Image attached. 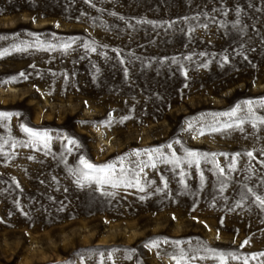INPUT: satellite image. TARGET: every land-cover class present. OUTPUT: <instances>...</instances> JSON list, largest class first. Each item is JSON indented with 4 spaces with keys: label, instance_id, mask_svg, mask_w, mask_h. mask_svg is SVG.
<instances>
[{
    "label": "rangeland",
    "instance_id": "rangeland-1",
    "mask_svg": "<svg viewBox=\"0 0 264 264\" xmlns=\"http://www.w3.org/2000/svg\"><path fill=\"white\" fill-rule=\"evenodd\" d=\"M0 35V264H264V0H0Z\"/></svg>",
    "mask_w": 264,
    "mask_h": 264
},
{
    "label": "snow or ice",
    "instance_id": "snow-or-ice-1",
    "mask_svg": "<svg viewBox=\"0 0 264 264\" xmlns=\"http://www.w3.org/2000/svg\"><path fill=\"white\" fill-rule=\"evenodd\" d=\"M85 2L86 3H91L92 0H85ZM194 19H198V17H194ZM138 22H140V23H152L151 21H138ZM200 27L207 28V24L200 25ZM193 31H194V29H193ZM4 38H5L4 36L0 35V39H4ZM93 44H94V42H93ZM68 47H70V44H65L64 45L65 49H67ZM14 50L21 51V50H24V49L16 48ZM91 50L93 52H95L96 48L92 47ZM200 55H205V54L204 53H200ZM185 59H191V57H185ZM176 62H177L176 60H173V63H176ZM225 62H227V58H225ZM122 63H123V61H122ZM20 75L23 76L24 73H20ZM254 103H256V102H254L252 100L245 101V104H247L249 106V108H248L249 113L252 112V106H253ZM262 103H264V102H262ZM240 110H241L240 106L238 105L236 108H233L231 112L220 113L219 115H224V116H229V117H236L237 112L240 111ZM8 115H10V114H8V113H0V117H4V116H8ZM257 119L259 120V122L261 124H264V119H260V118H257ZM241 123H243V120H241ZM227 126L228 127H232V125H227ZM252 126L255 128L256 124L253 123ZM24 131L26 133H29L31 136H34V137H37L40 140H43L44 141V147L47 148V139L48 138H47L46 134H43V133H40V132H35L32 129H30V128H24ZM200 134L203 135V132L201 131ZM69 143L70 144H75V141L74 140H69ZM168 147L171 148V145H168ZM145 151L147 153H149L150 159L153 158L151 156L152 153H157L158 155L155 157V159L160 160L161 162H164L163 161V153H160L159 149H148V150H145ZM137 155H139V153H137ZM188 155L189 156H195L197 154L194 153V152H189ZM237 155H239V154H237ZM247 155L250 158L255 159V157L253 156L252 152H248ZM29 159H31V157H29ZM121 160H123V157L121 158ZM235 160H236V157L233 156L232 157V166H231L230 170H233V171L235 170ZM168 162H171V161H168ZM81 164H83L87 169H89L91 173H96V172L103 173V175L99 176V177H93L90 173H82L81 175L83 176V178L85 180H88V181L96 179L97 181H99L102 184H109L111 187H119L121 184H127L128 187H133V186L138 185V183H139L138 180L134 184L132 179H127V180L124 179V177L127 176V172L124 169H121L119 174H117V171H116V168H115L114 165L95 166V165H92V164L88 163L83 158H81ZM145 166H147V165H145ZM151 166L155 167L156 165H155V163H153ZM220 173L222 175L224 174V169L223 168L220 169ZM79 179L80 178L78 177L77 183H79ZM201 179H203V178L201 177ZM183 182L184 181L181 180V183H183ZM139 190L143 191L144 189H143V187H140ZM221 191H223V188L221 189ZM249 191H251V189H249ZM109 195H112V193H109ZM255 200L257 202V206L260 207V209L262 211H264V196L257 195L255 197ZM241 206H242L241 204L237 205V207H241ZM152 243H153V245H155L156 242H152ZM173 243L179 244V243H181V241H175ZM247 243H248V241L245 240L244 244H247ZM184 255L185 254L182 252L181 253V257L177 259L176 264H181V259L184 257ZM261 255H264V253H261ZM192 258H195V257H192Z\"/></svg>",
    "mask_w": 264,
    "mask_h": 264
}]
</instances>
